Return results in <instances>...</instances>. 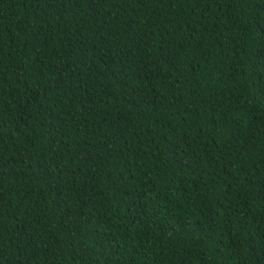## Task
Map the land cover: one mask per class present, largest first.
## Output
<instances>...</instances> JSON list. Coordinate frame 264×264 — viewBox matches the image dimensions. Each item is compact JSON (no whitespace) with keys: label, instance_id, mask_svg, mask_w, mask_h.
Wrapping results in <instances>:
<instances>
[{"label":"trees","instance_id":"trees-1","mask_svg":"<svg viewBox=\"0 0 264 264\" xmlns=\"http://www.w3.org/2000/svg\"><path fill=\"white\" fill-rule=\"evenodd\" d=\"M0 264H264V0H0Z\"/></svg>","mask_w":264,"mask_h":264}]
</instances>
